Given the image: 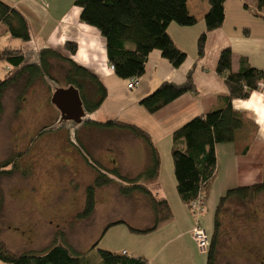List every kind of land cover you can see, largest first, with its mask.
I'll return each instance as SVG.
<instances>
[{
    "label": "crops",
    "instance_id": "0c3cea01",
    "mask_svg": "<svg viewBox=\"0 0 264 264\" xmlns=\"http://www.w3.org/2000/svg\"><path fill=\"white\" fill-rule=\"evenodd\" d=\"M2 1L18 10L28 22L31 36L28 45L32 44L35 47V50H31L32 52L44 48L53 49L77 66L92 73L103 85L107 93L106 98L93 114L100 119L92 118L93 115H90L89 120L96 123L117 121L133 125L148 135L156 151L157 144L163 138H171L172 133L189 120L224 106L223 99L227 97L228 90L223 79L218 77L215 72L222 50L229 49L232 53L231 71L233 73L238 71L241 59H245L253 69L264 70V10H257L256 0L225 1L224 21L220 28L207 34L204 54L201 58L197 57L196 46L200 34L205 30L204 16L208 12L209 6L205 0H187L188 14L196 20V24L192 27H179L171 24L167 28V34L175 48L186 54L185 62L178 69H173L158 52H152L146 63L144 75L132 90H127V81L115 77L107 64L105 40L95 29L80 23V10L74 7L73 3L69 6L67 2L64 5L62 0ZM2 33L3 28L0 25V34ZM67 43L76 46L73 55H69L65 50ZM189 72H191L196 90L195 94L183 95L152 115L138 105L142 98L152 93L162 83L182 85ZM262 84L264 94V80ZM263 94L254 91L244 100L231 101L232 110L242 116L244 125L236 134L233 143L218 145L215 150L217 169H222L224 173L223 188L225 190L249 187L262 180L264 165ZM126 135L127 137L124 139L127 138L128 141L133 142L134 151H130L129 147L128 151H124L123 147H118L125 153L121 158L117 156V151L111 148L116 157L113 155L114 160L109 169L100 164L97 152L92 153L94 150H90L91 144H89L86 135H82L86 136L82 138L76 137V143L79 144L80 150L73 152L72 160L75 159V163L70 166L69 162H65L59 157L57 158L58 162L54 164L57 167L67 164L71 167V171L75 170L72 184H77L83 191V206L85 189L92 184L96 175L90 163L100 166L102 172L111 180L106 186L96 191L95 207L87 219L99 213L98 207H105L107 211L110 210L111 214H118L112 215V218L104 225L121 224L137 231L148 230L154 222V214L148 198L136 192L129 196H122L119 193L120 187L127 185L111 176V173L116 171L120 177L129 180L142 173L150 165L147 145L140 139L133 138L129 134ZM116 142L121 143L122 139L117 137ZM132 154L137 156L134 161L130 157ZM159 173L156 182L147 184V188L153 198L166 201L171 216L152 233L144 236L130 233L133 243L127 246V249L123 250L121 254L141 257L147 260L148 264H155L160 257L158 254L161 249L158 245L155 254H151L154 248L153 239H156L154 235L159 233L164 237L172 234L166 245L168 244V247L171 245L170 247L173 248L163 257L169 253H175L181 263L174 261L173 264H203V258H199L195 254L197 249L190 234L193 217L176 193L171 191L167 193L166 187L160 182ZM61 174L64 177L63 174L66 173ZM80 174L88 176L84 183L81 181ZM70 180L67 177L64 180V186H72ZM173 189L175 191V185H173ZM116 207L118 208L116 209ZM208 214L206 212V216ZM78 215L80 217V212ZM83 219L85 220V218ZM104 225L102 224L100 229Z\"/></svg>",
    "mask_w": 264,
    "mask_h": 264
},
{
    "label": "trees",
    "instance_id": "16d2710c",
    "mask_svg": "<svg viewBox=\"0 0 264 264\" xmlns=\"http://www.w3.org/2000/svg\"><path fill=\"white\" fill-rule=\"evenodd\" d=\"M205 1L209 9L204 16L205 30L197 40L198 58L204 54L207 34L220 28L224 21L226 0ZM186 2L187 0H74L73 6L80 10V23L95 29L105 40L107 64L115 77L129 84L132 81L138 83V80L142 78L148 58L154 51L158 52L173 69H178L185 62L186 54L175 48L167 34V28L171 24L179 27H192L196 24V20L188 14ZM256 8L264 10V0H256ZM0 25L3 28L0 36L6 34L23 43L31 41L28 22L24 16L2 0H0ZM65 50L69 55H73L76 46L67 43ZM231 58L232 53L229 49L222 50L215 69L228 90L227 97L223 99L224 106L189 120L171 135L175 191L181 203L188 209L198 196H202L204 201L210 191L216 173V147L233 143L236 134L243 128L244 120L240 114L232 110L231 101L248 98L257 90V84L264 80V70L251 68L245 59L239 61V69L233 73ZM0 62L6 65L4 79L0 80V113L2 99L8 91L20 89L21 96L38 81L54 82L51 76L54 63L65 67L63 74L65 88L72 86L78 91L85 115L96 112L107 95L103 85L92 73L77 66L53 49L44 48L36 52H23L3 48L0 49ZM195 93L191 72H189L182 85L162 83L152 93L142 98L138 105L152 115L183 95ZM57 115L56 124L62 125L64 122L61 121L58 111ZM80 125H85L86 128L125 132L147 145L150 165L142 173L129 180L120 177L116 171L112 172L111 176L127 185L120 187L119 193L122 196H129L136 192L144 195L150 202L154 214L152 227L143 231L129 228L130 232L140 235L149 234L160 224L168 221L171 214L166 201L153 198L147 188V184L156 182L160 167L159 155L148 135L133 125L117 121L96 123L83 118ZM48 128L44 126L37 136ZM9 165H11L9 171L2 170L6 168L5 166L0 167V176L9 175L16 167L13 160L9 162ZM90 165L96 175L92 184L85 189V202L80 215L85 219L89 218L94 210L96 191L111 181L102 172L100 166L95 163ZM30 172L31 168L24 171L27 175ZM262 194H264V165L260 183L228 190L220 198L214 215L213 234L210 239L208 237L206 264H217L222 208L230 202L251 203ZM0 262L4 264H148L147 260L141 257L105 251H98V261L93 262L88 257L78 255L75 250L65 244L52 245L41 255L23 253L13 256L1 243Z\"/></svg>",
    "mask_w": 264,
    "mask_h": 264
},
{
    "label": "rangeland",
    "instance_id": "374dc122",
    "mask_svg": "<svg viewBox=\"0 0 264 264\" xmlns=\"http://www.w3.org/2000/svg\"><path fill=\"white\" fill-rule=\"evenodd\" d=\"M62 1L64 5L67 2L70 6L74 0ZM3 48L23 52L35 50L32 44L12 39L6 34L0 36V49ZM64 71L62 64L54 63L51 71L54 82L38 81L25 94L20 96V89L11 90L2 99L0 167L5 166L2 170L9 171V162L12 160L16 167L9 175L0 176V243L13 256L23 253L41 255L52 245L65 244L78 255L97 262L98 251L121 254L133 243L131 234H136L121 224L104 225L112 215L118 214H111L105 207H98L99 213L90 219L79 217V212L81 214L83 211V191L77 184H72L75 170L71 171L70 167L75 163V159L72 160L73 152L80 149L76 137L88 136L90 150H94L93 154L97 152L100 164L108 169L112 166L111 162L115 156L111 148L122 158L125 154L123 149L128 151L129 147L130 151H134L133 142L124 139L127 137L125 132L86 128L70 121L62 125L56 124L58 115L50 104V98L55 89L65 88ZM5 72L6 65L0 62V80L4 79ZM94 113L87 114L84 118L89 119ZM92 118L99 117L93 115ZM44 126L49 127L48 130L37 136ZM117 137L122 139L121 143L116 142ZM171 146V138L167 137L156 147L160 159V182L166 187L167 193L171 191L175 194ZM59 157L69 162L70 166H55L54 163L58 162ZM130 157L134 161L137 156L132 154ZM29 168L31 172L27 175L24 171ZM61 173L66 174L62 177ZM80 175L84 183L88 176ZM67 177L71 179L72 186H64ZM223 178L222 169L218 170L216 166L209 195L204 198V211L199 217L200 226L209 239L213 234L217 205L228 191L223 188ZM206 212L209 213L207 216ZM220 217L222 225L217 264H261L260 261L264 264V194L248 204L227 203L220 211ZM191 222L193 223V220ZM102 224L104 226L100 229ZM154 236L156 239H153V252H149L155 254L158 245L161 249L155 264H159V259L160 264L180 262L175 253L163 257L173 248L166 245L172 234L163 237L157 233ZM195 254L203 258L202 263L206 264V253L196 250Z\"/></svg>",
    "mask_w": 264,
    "mask_h": 264
},
{
    "label": "water",
    "instance_id": "95a60500",
    "mask_svg": "<svg viewBox=\"0 0 264 264\" xmlns=\"http://www.w3.org/2000/svg\"><path fill=\"white\" fill-rule=\"evenodd\" d=\"M50 104L59 112L63 122L80 124L84 118V110L78 91L70 86L55 89L50 98Z\"/></svg>",
    "mask_w": 264,
    "mask_h": 264
},
{
    "label": "built area",
    "instance_id": "2783aa9c",
    "mask_svg": "<svg viewBox=\"0 0 264 264\" xmlns=\"http://www.w3.org/2000/svg\"><path fill=\"white\" fill-rule=\"evenodd\" d=\"M111 69V68H110ZM137 85V82L132 81L127 85L128 89H133ZM263 94V84L259 82L257 84V90ZM262 106L264 107V94L262 97ZM203 197L198 196V198L190 205V213L193 217V226L191 228L190 234L191 238L195 244V247L199 253H206L209 246L208 236L205 231L201 228L199 217L204 211ZM124 254V253H123Z\"/></svg>",
    "mask_w": 264,
    "mask_h": 264
},
{
    "label": "flooded vegetation",
    "instance_id": "af4514ba",
    "mask_svg": "<svg viewBox=\"0 0 264 264\" xmlns=\"http://www.w3.org/2000/svg\"><path fill=\"white\" fill-rule=\"evenodd\" d=\"M260 263H261V264H263V262H262V261H260Z\"/></svg>",
    "mask_w": 264,
    "mask_h": 264
}]
</instances>
